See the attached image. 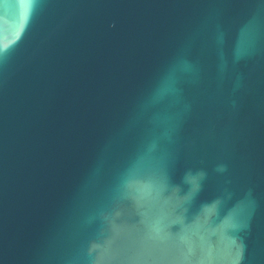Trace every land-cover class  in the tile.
<instances>
[{
  "label": "water",
  "instance_id": "95a60500",
  "mask_svg": "<svg viewBox=\"0 0 264 264\" xmlns=\"http://www.w3.org/2000/svg\"><path fill=\"white\" fill-rule=\"evenodd\" d=\"M0 264H264V0H0Z\"/></svg>",
  "mask_w": 264,
  "mask_h": 264
}]
</instances>
